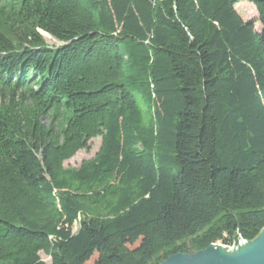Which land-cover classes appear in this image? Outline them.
I'll return each mask as SVG.
<instances>
[{"label":"trees","instance_id":"trees-1","mask_svg":"<svg viewBox=\"0 0 264 264\" xmlns=\"http://www.w3.org/2000/svg\"><path fill=\"white\" fill-rule=\"evenodd\" d=\"M263 230L264 0H0V264H161Z\"/></svg>","mask_w":264,"mask_h":264},{"label":"water","instance_id":"water-1","mask_svg":"<svg viewBox=\"0 0 264 264\" xmlns=\"http://www.w3.org/2000/svg\"><path fill=\"white\" fill-rule=\"evenodd\" d=\"M161 264H264V230L257 239L235 250L212 245L193 255H173Z\"/></svg>","mask_w":264,"mask_h":264},{"label":"rangeland","instance_id":"rangeland-1","mask_svg":"<svg viewBox=\"0 0 264 264\" xmlns=\"http://www.w3.org/2000/svg\"><path fill=\"white\" fill-rule=\"evenodd\" d=\"M236 9L238 10L239 14L245 21H255L258 22L259 16L257 13L256 8L253 4L249 2H241L236 5ZM256 30L258 32L261 31V25L259 23L256 24ZM45 40V43L50 47H57L60 45L58 41L50 37L49 35L43 33L42 34ZM46 124H49L48 121H45ZM102 140L101 138L95 139L90 143V146L87 150H83L79 152L75 158L65 163L66 168H78L82 165L83 162L92 160L100 151ZM41 258L47 264H51V259L47 257L44 253L41 254ZM97 259L95 256L89 264H93L94 261Z\"/></svg>","mask_w":264,"mask_h":264},{"label":"built area","instance_id":"built-area-1","mask_svg":"<svg viewBox=\"0 0 264 264\" xmlns=\"http://www.w3.org/2000/svg\"><path fill=\"white\" fill-rule=\"evenodd\" d=\"M246 243H248V242L240 240L237 244H235V245H233L231 247H228V249L235 250V249H238L239 247L243 246Z\"/></svg>","mask_w":264,"mask_h":264}]
</instances>
